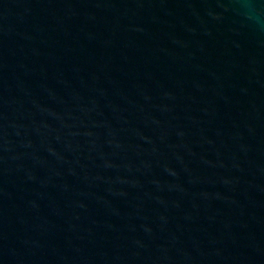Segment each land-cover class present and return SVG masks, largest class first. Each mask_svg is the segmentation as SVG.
<instances>
[{"label":"water","instance_id":"1","mask_svg":"<svg viewBox=\"0 0 264 264\" xmlns=\"http://www.w3.org/2000/svg\"><path fill=\"white\" fill-rule=\"evenodd\" d=\"M0 264H264V0H0Z\"/></svg>","mask_w":264,"mask_h":264}]
</instances>
